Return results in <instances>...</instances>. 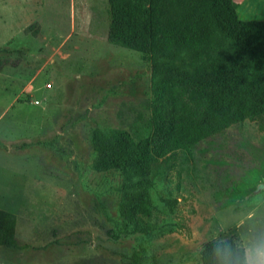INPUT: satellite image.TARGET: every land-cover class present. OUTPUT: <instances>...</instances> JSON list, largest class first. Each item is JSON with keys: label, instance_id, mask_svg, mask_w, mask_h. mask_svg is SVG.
Segmentation results:
<instances>
[{"label": "rangeland", "instance_id": "rangeland-1", "mask_svg": "<svg viewBox=\"0 0 264 264\" xmlns=\"http://www.w3.org/2000/svg\"><path fill=\"white\" fill-rule=\"evenodd\" d=\"M236 1L242 19L264 21V0ZM108 9L0 0V208L17 218L0 264H201L211 239L264 244V116L175 150L174 166L156 163L155 215L183 219L189 234L122 233L121 176L93 168L91 132L145 129L151 60L108 41ZM190 71L186 56L178 75Z\"/></svg>", "mask_w": 264, "mask_h": 264}, {"label": "trees", "instance_id": "trees-1", "mask_svg": "<svg viewBox=\"0 0 264 264\" xmlns=\"http://www.w3.org/2000/svg\"><path fill=\"white\" fill-rule=\"evenodd\" d=\"M107 39L151 60V115L142 132L96 127L93 168L121 176L122 233L189 234L183 219L155 215L156 163L175 165L177 149L264 116V21L244 20L234 0H108ZM1 50V48H0ZM190 57L192 71L178 75ZM0 61V71L4 66ZM264 129L263 124H259ZM170 211L177 198L161 197ZM16 215L0 208V246H16ZM235 237L202 245L201 264H245Z\"/></svg>", "mask_w": 264, "mask_h": 264}, {"label": "clouds", "instance_id": "clouds-1", "mask_svg": "<svg viewBox=\"0 0 264 264\" xmlns=\"http://www.w3.org/2000/svg\"><path fill=\"white\" fill-rule=\"evenodd\" d=\"M245 264H264V244L247 249Z\"/></svg>", "mask_w": 264, "mask_h": 264}, {"label": "crops", "instance_id": "crops-1", "mask_svg": "<svg viewBox=\"0 0 264 264\" xmlns=\"http://www.w3.org/2000/svg\"><path fill=\"white\" fill-rule=\"evenodd\" d=\"M234 3L236 4L237 7H239L240 4L239 1L234 0Z\"/></svg>", "mask_w": 264, "mask_h": 264}, {"label": "water", "instance_id": "water-1", "mask_svg": "<svg viewBox=\"0 0 264 264\" xmlns=\"http://www.w3.org/2000/svg\"><path fill=\"white\" fill-rule=\"evenodd\" d=\"M262 186H259L258 188H261Z\"/></svg>", "mask_w": 264, "mask_h": 264}]
</instances>
